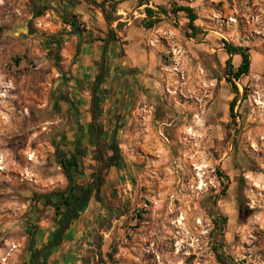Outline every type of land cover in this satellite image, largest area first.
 Listing matches in <instances>:
<instances>
[{
	"label": "rangeland",
	"instance_id": "1",
	"mask_svg": "<svg viewBox=\"0 0 264 264\" xmlns=\"http://www.w3.org/2000/svg\"><path fill=\"white\" fill-rule=\"evenodd\" d=\"M145 1L190 5L200 32L188 36L185 12L152 28L139 9L130 14L157 61L143 72L132 111L122 105L101 139L104 160L105 141L116 139L122 162L104 171V201L92 198L64 235L70 244L61 252L73 249L76 259L57 263L51 254L41 264H224L219 255L226 264H264V0ZM31 7L0 0V264H34L29 229L45 235L59 226L34 195L67 188L56 153L85 147L69 102L56 100L61 71L47 62L48 38L65 40L39 20L47 4ZM224 41L249 49L250 72L236 88L225 78ZM232 58L238 66L241 56ZM94 143L88 138L77 182L93 180ZM242 204L250 209L243 218Z\"/></svg>",
	"mask_w": 264,
	"mask_h": 264
},
{
	"label": "crops",
	"instance_id": "2",
	"mask_svg": "<svg viewBox=\"0 0 264 264\" xmlns=\"http://www.w3.org/2000/svg\"><path fill=\"white\" fill-rule=\"evenodd\" d=\"M97 1L100 2L102 0ZM118 1L116 11L110 8L114 0L106 1L107 10L109 9L112 17L111 24H109L106 20V13L91 0H37V3L47 4L49 7V12L46 15L42 14V16H39V20L53 24L54 27H50L51 32H61L62 40H65L59 51L61 63L63 64L61 67L58 66L61 71V77L59 78H62V82L56 90L53 87V90L56 92V100L59 103L64 101L61 98L62 94L68 95L75 102L79 113L80 125H82L83 129L82 133H84L83 143L87 149V140L88 138L90 139L89 127L93 120V89L101 64H104L107 68V74L99 92L102 103L100 121L102 124H108L104 125L102 136L98 135V142L97 144L94 143L95 149L96 146L99 148L103 137L110 135L111 130L106 132L105 129H109L112 126L114 128L115 122L119 119L118 115L122 111L121 106L127 103L128 109L132 108L131 104L134 102L133 98L130 99L128 97V87L132 89L131 92L133 94L141 85L143 72L146 69L152 70L154 63L157 61L154 51L148 53L146 41L144 40L146 28L138 25V21H136L139 18L138 15H135L133 19L130 14L132 12L135 13L137 11L135 9H139V15L144 18L146 13L142 12V10L145 11L147 5L156 8L153 4L163 3H158L157 1L155 3L152 1L147 3L145 0H140L143 2L142 4L138 0ZM48 13L51 14V18L47 17ZM72 14H75L79 22L85 26L81 39H79L78 33L71 32L72 27L70 24L63 22L64 15L71 16ZM119 22L123 23L121 27H118ZM55 38H48L50 44L47 46V53L56 46ZM49 57L47 62L54 63V57ZM131 71L135 73L136 79H132L133 76L129 75ZM126 116L128 117V114ZM105 143H108V140ZM111 153L112 151L108 152V156ZM72 228L71 224L63 234L62 241L52 248L51 254H53L52 259L54 262H65L68 258L76 259L73 249L71 251L66 249L61 252V248L70 244L69 241L65 243L64 235L69 236L73 231ZM55 231L56 228L53 227L45 235H41V231L40 234L38 232L36 234V247L42 248L50 240H53ZM44 242H46L45 245ZM75 245H77V240L74 241L73 247ZM55 247H58L56 251L53 250ZM42 257L39 260L43 262L45 258Z\"/></svg>",
	"mask_w": 264,
	"mask_h": 264
},
{
	"label": "trees",
	"instance_id": "3",
	"mask_svg": "<svg viewBox=\"0 0 264 264\" xmlns=\"http://www.w3.org/2000/svg\"><path fill=\"white\" fill-rule=\"evenodd\" d=\"M32 1V9L35 11L37 8V0ZM94 4L100 6L103 11L106 13V20L109 24H111L112 17L110 15L109 9L107 10L106 1L102 0L98 2L97 0H91ZM119 3L118 0H114V3L110 6L111 10H115L117 8V4ZM143 2L140 1V4ZM145 12L147 15V20L145 21L144 26L146 28H152L157 23L162 20V16L169 15L171 12L177 14L179 12H185L186 16L189 19L188 22V31L191 32L189 37L197 35L200 30L196 25L195 21L198 18V14L193 7L190 5H176L172 6V9L169 10L163 4H158L156 9L152 6L147 5L145 7ZM36 14V13H35ZM63 22L66 24H70L72 29V33H80L83 34L85 30V26L79 22L77 16L72 14L71 16L64 15ZM123 25L122 22L118 23V27ZM28 29L26 30L27 33H34L37 31V28L32 26L31 24L27 25ZM226 50L230 55L227 58L226 64V80L236 88V80H239L242 76L249 74L251 68V57L249 54L248 47H244L241 45H234L229 41H224ZM62 47V43H57L56 47H53L49 50L48 55L53 56L55 59V64L61 67V55L59 53ZM233 55H240L241 62L238 66L233 64ZM107 74V68L104 64H101L99 73L96 77V81L94 84L93 89V97H92V111H93V120L90 123L89 132L90 138L95 140V143L98 142V135L101 137L103 132L102 123L100 121L101 116V96L99 95L100 86L102 82H104ZM63 100L70 101V97L68 95H61ZM237 102V97L235 96L230 102V110L232 115L234 116V108ZM76 109L77 106L73 101ZM78 110V109H77ZM105 147L112 151V153L107 157V161L104 160V153L101 148V143L99 144V148L95 149V159L98 162L97 165L94 167L93 170V180L87 182H77L74 179L75 170L82 166L81 157H84L87 153L86 147H81L78 150L73 151H63L59 150L56 153V157L60 166L63 168L64 172L69 178L70 181V174H72L73 185H70L63 189V190H53L51 192L46 193H37L34 195L37 202L44 201V206H51L55 210V215L57 221L59 223L58 228L55 231V236L52 241H50L47 245L42 248L36 247V234L38 232L37 225L34 228L29 229V249L31 250V258L33 259L34 264H41L39 260L41 256L47 258L52 253V248L58 245L62 239L63 234L67 231L70 227L71 223L74 220H78L82 213L85 212L86 208L90 204L92 198H95L98 201H104V186L106 184L105 173L104 171L110 167L111 165H120L122 162V152L119 147V143L116 139L112 141H108L105 143ZM103 163V165H101ZM250 214V209H248L244 204L240 207V217H246ZM115 251V249H114ZM109 259L111 261L114 258V253H108ZM220 261L224 264L225 261L222 255H219ZM114 264V263H112Z\"/></svg>",
	"mask_w": 264,
	"mask_h": 264
},
{
	"label": "water",
	"instance_id": "4",
	"mask_svg": "<svg viewBox=\"0 0 264 264\" xmlns=\"http://www.w3.org/2000/svg\"><path fill=\"white\" fill-rule=\"evenodd\" d=\"M78 37H79V39H81L82 36L80 33H78ZM62 74H63V72H62ZM61 82H62V78H59L55 81V83H54V89L55 90ZM69 106H70L71 110L73 111V113L76 117V120L79 121V113H78V110L76 109L72 100L69 101ZM72 185H73V179H72V174H70V187H72Z\"/></svg>",
	"mask_w": 264,
	"mask_h": 264
},
{
	"label": "flooded vegetation",
	"instance_id": "5",
	"mask_svg": "<svg viewBox=\"0 0 264 264\" xmlns=\"http://www.w3.org/2000/svg\"><path fill=\"white\" fill-rule=\"evenodd\" d=\"M129 75L132 77L133 76V78L132 79H136L135 78V73H132V71L131 72H129ZM131 88L130 87H128V97H130V99H132L133 98V102H134V105H135V98H134V96H133V94L136 92V90H135V92L132 94V92H131ZM132 111V109L130 110V112ZM231 111V110H230ZM169 124H171V123H169Z\"/></svg>",
	"mask_w": 264,
	"mask_h": 264
}]
</instances>
